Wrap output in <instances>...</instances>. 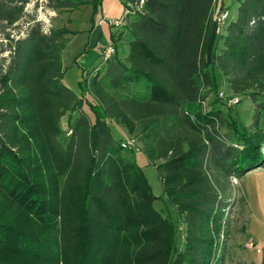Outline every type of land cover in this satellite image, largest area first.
Listing matches in <instances>:
<instances>
[{
  "label": "trees",
  "instance_id": "obj_1",
  "mask_svg": "<svg viewBox=\"0 0 264 264\" xmlns=\"http://www.w3.org/2000/svg\"><path fill=\"white\" fill-rule=\"evenodd\" d=\"M30 1L0 0V264H211L225 180L264 165V0H235L232 20L225 0H127L115 53L83 70L80 94L63 78L75 32H45ZM47 3L92 6L94 20L102 0ZM234 97L253 101L250 124ZM126 138L155 165L178 224Z\"/></svg>",
  "mask_w": 264,
  "mask_h": 264
},
{
  "label": "rangeland",
  "instance_id": "obj_2",
  "mask_svg": "<svg viewBox=\"0 0 264 264\" xmlns=\"http://www.w3.org/2000/svg\"><path fill=\"white\" fill-rule=\"evenodd\" d=\"M226 6L229 7V20L236 19L238 2L226 0ZM26 11L33 15L36 21L42 22L45 32L52 27L65 25L76 33V29L90 23L93 14L92 6H83L74 10H53L48 6L47 0H31L26 6ZM27 25L26 19L23 20L21 22V30H24ZM103 42L102 40L100 44L103 45ZM94 50L98 52L99 49L96 48ZM126 51L128 52V46H126ZM6 54L0 53V58L6 56ZM97 65L86 69L91 70ZM218 79L220 83L219 91H222L223 79L220 74H218ZM215 96L216 92L211 94L210 99L208 98L206 105H204L206 111L211 108L209 100ZM221 108L225 113L228 112L229 107L224 103H221ZM253 108V101L246 97L240 103L234 105L232 111L244 122L250 124L254 115ZM62 122L66 129L67 117H64ZM216 130L221 132V134H226L224 126L217 124ZM127 155L136 160L144 170L153 192L161 196L155 202L156 208L178 224L179 216L177 212L173 207L167 205L164 196H162V183L157 169L146 154L141 151V145L138 144L133 151L127 152ZM210 175L214 180L212 171H210ZM224 184L229 204L224 217L226 228L222 229L220 236L215 240V255L212 257L211 264H262L264 260V165L254 168L245 174L229 177ZM217 188L220 193L221 191L223 192L221 186L217 185ZM183 230H185V225L182 224L181 232ZM178 238L182 242L181 234H179ZM249 242L255 243L256 246L248 247L247 244Z\"/></svg>",
  "mask_w": 264,
  "mask_h": 264
},
{
  "label": "crops",
  "instance_id": "obj_3",
  "mask_svg": "<svg viewBox=\"0 0 264 264\" xmlns=\"http://www.w3.org/2000/svg\"><path fill=\"white\" fill-rule=\"evenodd\" d=\"M126 2L127 0H102L100 11L94 16V20L91 18L90 23L76 29V33L70 37L63 50L64 82L78 94H80L79 83L83 79V70L99 64L103 48L111 43V34L117 29L107 24L100 26L99 19L104 16L123 18L126 14ZM102 40L103 45L100 44ZM96 48L99 49L98 52L94 50ZM113 136L125 138L126 134L115 128Z\"/></svg>",
  "mask_w": 264,
  "mask_h": 264
},
{
  "label": "built area",
  "instance_id": "obj_4",
  "mask_svg": "<svg viewBox=\"0 0 264 264\" xmlns=\"http://www.w3.org/2000/svg\"><path fill=\"white\" fill-rule=\"evenodd\" d=\"M229 12L225 11L223 13V15L219 18V21L224 23V21L228 18ZM98 24L100 26L102 25H109L110 27L113 28H121L124 25V18H113V17H102L99 19ZM115 53V47L113 46V44H108L106 45L103 50H102V59L103 61H107L109 60ZM220 97L221 98H225V94L224 92H220ZM239 102V99L234 97L228 100V105L232 106L235 105ZM137 146V141L133 138H126L122 141V147L123 148H132V147H136ZM248 247H254L256 246L255 243L253 242H249Z\"/></svg>",
  "mask_w": 264,
  "mask_h": 264
}]
</instances>
